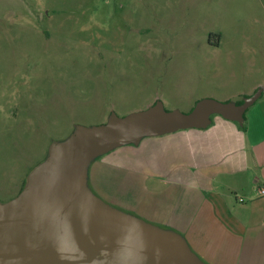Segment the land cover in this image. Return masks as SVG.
Returning a JSON list of instances; mask_svg holds the SVG:
<instances>
[{"label": "rangeland", "instance_id": "1", "mask_svg": "<svg viewBox=\"0 0 264 264\" xmlns=\"http://www.w3.org/2000/svg\"><path fill=\"white\" fill-rule=\"evenodd\" d=\"M257 85L264 0H0V203L78 126Z\"/></svg>", "mask_w": 264, "mask_h": 264}, {"label": "crops", "instance_id": "2", "mask_svg": "<svg viewBox=\"0 0 264 264\" xmlns=\"http://www.w3.org/2000/svg\"><path fill=\"white\" fill-rule=\"evenodd\" d=\"M210 119L96 158L88 187L132 216L149 209L138 218L179 234L204 264H264V88L242 124Z\"/></svg>", "mask_w": 264, "mask_h": 264}, {"label": "water", "instance_id": "3", "mask_svg": "<svg viewBox=\"0 0 264 264\" xmlns=\"http://www.w3.org/2000/svg\"><path fill=\"white\" fill-rule=\"evenodd\" d=\"M262 88L241 104L198 101L188 113L148 109L94 127H76L52 145L23 190L0 203V264H204L179 234L109 206L89 189V164L119 147L188 129H205L212 115L242 124Z\"/></svg>", "mask_w": 264, "mask_h": 264}, {"label": "built area", "instance_id": "4", "mask_svg": "<svg viewBox=\"0 0 264 264\" xmlns=\"http://www.w3.org/2000/svg\"><path fill=\"white\" fill-rule=\"evenodd\" d=\"M259 194L264 196V187H262L261 189H259ZM239 202H243L242 199H239Z\"/></svg>", "mask_w": 264, "mask_h": 264}, {"label": "trees", "instance_id": "5", "mask_svg": "<svg viewBox=\"0 0 264 264\" xmlns=\"http://www.w3.org/2000/svg\"><path fill=\"white\" fill-rule=\"evenodd\" d=\"M242 101H243V100H241V101L237 102L236 104H241V103H242Z\"/></svg>", "mask_w": 264, "mask_h": 264}]
</instances>
